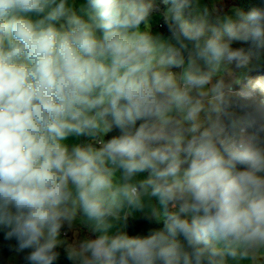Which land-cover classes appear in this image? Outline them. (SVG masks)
<instances>
[{
    "label": "clouds",
    "instance_id": "1",
    "mask_svg": "<svg viewBox=\"0 0 264 264\" xmlns=\"http://www.w3.org/2000/svg\"><path fill=\"white\" fill-rule=\"evenodd\" d=\"M87 4L0 0L6 237L28 264L65 245L71 264H264V79H230L264 68V7L213 22L171 0L164 37L155 0ZM135 213L162 227L111 232ZM81 222L95 237L67 242Z\"/></svg>",
    "mask_w": 264,
    "mask_h": 264
},
{
    "label": "rangeland",
    "instance_id": "2",
    "mask_svg": "<svg viewBox=\"0 0 264 264\" xmlns=\"http://www.w3.org/2000/svg\"><path fill=\"white\" fill-rule=\"evenodd\" d=\"M159 6L160 7H157V10L154 11L150 17V29L154 33L161 34L164 37H169L170 34H166V33L161 31L160 23L164 18L165 10L168 7H170V5L166 6L164 9L161 6V4ZM87 7H88L87 0H75V10L77 11L78 14L84 15V12L87 9ZM238 12H241V8L237 4L236 0H194L193 6L191 7V9H189V11H188V13H186V15H189V18H197L200 15L207 13V15L209 16V19L214 22L218 17H223L225 15L235 16ZM237 42H239V41H237ZM237 42H233V44L237 43ZM231 68H232L233 76L230 79L238 81V84L240 86V84H241L240 81L242 80V77H243L245 71H243L240 68H237L235 66V64H233L231 66ZM176 71H179V69H176ZM235 74H237V78H235V76H234ZM236 84L237 83H235L234 86ZM69 142L70 143H83V137H80V138L70 137ZM143 175H147V173H144ZM139 214H141V213H135L133 216L139 215ZM123 222L124 221H121L119 224H117L111 230V232H113L114 229L117 230V228H120L123 230V227H122L124 225ZM73 228L76 230V232H78V230L83 231L84 237L85 236H88L90 238L95 237V234L91 233L88 230L89 225H87L86 223H82V222L76 223ZM86 231L87 232L89 231L90 235H88ZM62 235H63V233H62ZM63 238L67 242H69L71 240L65 235H63ZM20 256H21L20 250L15 249L8 256L6 264H20Z\"/></svg>",
    "mask_w": 264,
    "mask_h": 264
},
{
    "label": "trees",
    "instance_id": "3",
    "mask_svg": "<svg viewBox=\"0 0 264 264\" xmlns=\"http://www.w3.org/2000/svg\"><path fill=\"white\" fill-rule=\"evenodd\" d=\"M157 7H160L159 5L163 7V9L166 6H169L171 4V0H155ZM237 4L241 8V11L244 13H247L249 10H251L254 7H264V0H236ZM160 29L162 32L166 34H170L168 25L166 24L164 18L160 23ZM234 48H244L248 49L250 45L245 42H237L233 44ZM241 69V68H240ZM245 71L241 83H244L247 81L249 77L254 76L255 74H264V68H254L252 70L242 69ZM237 77V74H235ZM258 78V76H256ZM236 89H239L240 86L237 83L234 86ZM139 123V122H138ZM118 130H114L112 133L109 134L110 138L111 135H117ZM126 231L129 233V235H145L148 233L150 229L153 228H159L162 227V224H156L154 221L145 219L143 214H140L138 216H131L128 218L127 222H125ZM7 229L3 226H0V264H6L8 256L15 250L18 249V242L15 240V238H7L6 237ZM182 239V238H181ZM64 247H61L57 249L61 255L60 258L55 264H71L70 261L67 260ZM30 250H23L21 252L20 256V264H28V262L25 260V256L28 254Z\"/></svg>",
    "mask_w": 264,
    "mask_h": 264
},
{
    "label": "crops",
    "instance_id": "4",
    "mask_svg": "<svg viewBox=\"0 0 264 264\" xmlns=\"http://www.w3.org/2000/svg\"><path fill=\"white\" fill-rule=\"evenodd\" d=\"M234 76H235V78H237L236 75H234ZM86 141H87V138L86 137H83V143L86 142ZM141 214H143V213H141ZM135 216H138V215H135ZM123 223H124V225L122 226L123 227V230L126 231L125 222H123ZM66 231H67V234L65 236H67L69 239H71L69 241V243L72 242V241H74V240H76V239H80V238H83L84 237V233L81 230H78V232H76V230L73 228L72 230H67L66 229ZM115 231H116V229H114L112 233H115ZM87 234L90 235L89 231L87 232Z\"/></svg>",
    "mask_w": 264,
    "mask_h": 264
},
{
    "label": "bare ground",
    "instance_id": "5",
    "mask_svg": "<svg viewBox=\"0 0 264 264\" xmlns=\"http://www.w3.org/2000/svg\"><path fill=\"white\" fill-rule=\"evenodd\" d=\"M256 76H258V78H260V79H264V74H255L254 76H253V78H257Z\"/></svg>",
    "mask_w": 264,
    "mask_h": 264
},
{
    "label": "built area",
    "instance_id": "6",
    "mask_svg": "<svg viewBox=\"0 0 264 264\" xmlns=\"http://www.w3.org/2000/svg\"><path fill=\"white\" fill-rule=\"evenodd\" d=\"M252 78H253V76H252ZM246 82H247V81H246ZM246 82L241 83V84H240V88L243 87V86L246 84ZM240 88H239V89H240ZM237 90H238V89H237ZM66 234H67V231H66V229H65V230L63 231V235H66Z\"/></svg>",
    "mask_w": 264,
    "mask_h": 264
}]
</instances>
